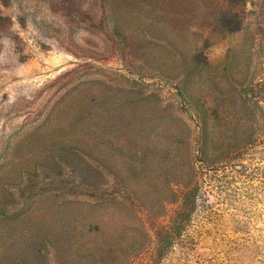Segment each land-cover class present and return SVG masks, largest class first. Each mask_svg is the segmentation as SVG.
I'll return each instance as SVG.
<instances>
[{"label": "rangeland", "instance_id": "obj_1", "mask_svg": "<svg viewBox=\"0 0 264 264\" xmlns=\"http://www.w3.org/2000/svg\"><path fill=\"white\" fill-rule=\"evenodd\" d=\"M24 256L264 264V0H0V260Z\"/></svg>", "mask_w": 264, "mask_h": 264}, {"label": "trees", "instance_id": "obj_2", "mask_svg": "<svg viewBox=\"0 0 264 264\" xmlns=\"http://www.w3.org/2000/svg\"><path fill=\"white\" fill-rule=\"evenodd\" d=\"M5 3V2H4ZM83 183L84 184H88L89 182L88 181H86V180H84L83 181ZM186 196L187 197H193V192H189V191H187L186 193ZM190 209V208H189ZM188 214H189V210H188ZM188 214H184V213H181V215H179L180 217H181V221H185L186 219H187V217H188ZM91 226H92V222L90 221V220H87V217L86 216H84V218H83V223L82 224H79L76 228H75V226L74 225H72V224H68V225H65V226H63L62 227V230H63V232H66L67 234H69V236L71 237V238H73L72 240H67L66 238H64L63 237V241L66 243L65 245L68 247H70L72 244H71V242H73V241H76V239H77V237H74V232H76L77 234L79 233V228H81V229H85L86 227H88V230H92L91 229ZM64 228V229H63ZM76 230V231H75ZM176 234H179V228H178V230L175 232ZM42 247H43V244L42 243H40V242H38V243H35V245L34 244H31L30 245V251L32 250L33 252L35 251L36 252V254H37V252L39 251V249H42ZM94 251V250H93ZM34 252V253H35ZM0 264H3V262L0 260ZM7 264H32L31 263V261H30V259L29 258H27V257H23L22 259H16V260H14V261H10L9 263H7Z\"/></svg>", "mask_w": 264, "mask_h": 264}]
</instances>
